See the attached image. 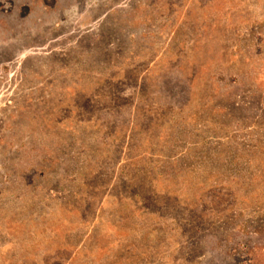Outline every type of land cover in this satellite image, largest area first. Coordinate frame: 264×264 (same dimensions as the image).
<instances>
[{"label":"rangeland","instance_id":"1","mask_svg":"<svg viewBox=\"0 0 264 264\" xmlns=\"http://www.w3.org/2000/svg\"><path fill=\"white\" fill-rule=\"evenodd\" d=\"M0 264H264V0H0Z\"/></svg>","mask_w":264,"mask_h":264}]
</instances>
